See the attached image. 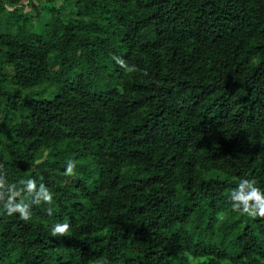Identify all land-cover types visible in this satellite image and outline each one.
Wrapping results in <instances>:
<instances>
[{
  "label": "trees",
  "instance_id": "trees-1",
  "mask_svg": "<svg viewBox=\"0 0 264 264\" xmlns=\"http://www.w3.org/2000/svg\"><path fill=\"white\" fill-rule=\"evenodd\" d=\"M262 204L264 0H0V264H264Z\"/></svg>",
  "mask_w": 264,
  "mask_h": 264
},
{
  "label": "clouds",
  "instance_id": "clouds-1",
  "mask_svg": "<svg viewBox=\"0 0 264 264\" xmlns=\"http://www.w3.org/2000/svg\"><path fill=\"white\" fill-rule=\"evenodd\" d=\"M113 59H115L117 61V63L121 66V67H125L127 69V71L131 72V71H135L134 67L128 68L127 65H125V62L120 59V58H116L113 57ZM146 74V73H145ZM73 164H75V162L71 161ZM72 172V168L69 167L66 172L65 175H69V173ZM50 199V198H48ZM242 201L245 204V209L243 211H240L238 206H232L233 210L240 212L241 214H247L248 216L252 217V218H256L257 215L255 212H250L247 208V203L249 200H253L255 199L257 202H260V197L258 195L257 192H252L250 193L248 196H242L241 197ZM14 210L10 211L8 213V215H12ZM48 214L51 215V210L48 211ZM259 216L260 217H264V204L261 205L260 207V212H259ZM20 219L24 220V221H28L30 218L23 212V210H21V216ZM69 230V225L67 223H60V224H56L53 229H52V236L56 237V236H63L65 235Z\"/></svg>",
  "mask_w": 264,
  "mask_h": 264
}]
</instances>
